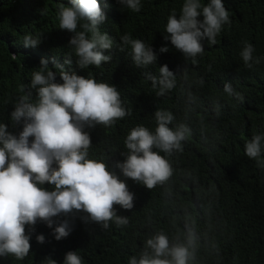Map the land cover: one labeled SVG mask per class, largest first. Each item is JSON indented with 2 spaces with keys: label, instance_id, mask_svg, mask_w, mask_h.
Returning a JSON list of instances; mask_svg holds the SVG:
<instances>
[{
  "label": "trees",
  "instance_id": "obj_1",
  "mask_svg": "<svg viewBox=\"0 0 264 264\" xmlns=\"http://www.w3.org/2000/svg\"><path fill=\"white\" fill-rule=\"evenodd\" d=\"M184 2L141 0L140 12H133L119 0H100L106 20L98 28L113 41L111 50H103L111 60L80 69L68 45L73 33L59 27V7L71 6L70 0H0V124L15 135L22 131V122L14 124L10 115L22 95L30 93L31 102H37L30 85L42 58L49 61L48 70L57 73L56 83L63 81L53 59L66 71L115 86L131 115L109 127H84L92 142L88 159L106 163L134 196L131 210L114 205L117 215L127 218L125 225L110 221L104 229L86 222L87 213L78 211L53 217L52 228L39 220L34 226L26 225L28 256L23 260L0 257V264H47L48 257L64 264L69 251H76L82 264H128L132 256L140 257L146 240L160 231L170 243L185 241L189 231L194 234L195 259L189 264H264V167L245 155L246 143L264 134V0H222L231 23L223 25L215 45L201 41L205 51L195 63L165 39L168 16L173 10L178 16ZM125 34L151 46L157 55L155 63L137 67L131 46L122 44ZM25 35L41 37V42L25 47ZM245 42L253 45V57L260 58L252 68L240 56ZM162 46L169 51L161 53ZM68 56L71 65L64 63ZM165 64L176 76V84L157 96L159 87H153L146 74L158 78ZM225 83L243 101L224 92ZM157 109L173 114L169 127L175 130L185 124L190 133L181 142L182 151L159 153L169 161L173 174L164 185L149 190L125 177L115 165L126 159L124 142L134 127L155 131ZM33 140L29 138L30 143ZM259 160L264 161V146ZM41 187L54 190L47 182ZM65 219L72 231L57 241L53 229ZM40 234L45 237L43 244L36 240Z\"/></svg>",
  "mask_w": 264,
  "mask_h": 264
},
{
  "label": "clouds",
  "instance_id": "obj_2",
  "mask_svg": "<svg viewBox=\"0 0 264 264\" xmlns=\"http://www.w3.org/2000/svg\"><path fill=\"white\" fill-rule=\"evenodd\" d=\"M119 2L133 12L141 10V0ZM99 3L100 0H70L71 6L61 4L59 7V27L73 33L68 45L74 49L80 69L92 65L100 67L102 62L111 60V56L103 52L112 49L113 41L98 28L106 20ZM201 16L203 19H198ZM230 23L229 11L222 0H208L203 5L200 0H185L178 16L175 10L168 16L165 39H170L175 49L195 63V58L205 51L201 41L207 39L209 44L215 45L223 25ZM121 41L124 46H131L137 67L154 64L157 60L152 47L142 40L125 34ZM40 42L41 37L25 35L23 44L36 47ZM120 50L123 51V47ZM159 51L165 53L169 49L162 46ZM253 52V45L245 42L240 56L248 68L260 63ZM64 63L71 65V56L66 57ZM52 64L59 68L63 83L55 82L57 73L48 70L49 61L42 58L40 70L33 73L30 85L36 90L37 102H31L30 93L22 95L10 115L14 124L22 122V131L15 135L8 131L6 124H0V257L26 258L31 245L25 226H34L38 220L52 228L53 217L78 211L87 213L86 222L90 220L107 229L110 221L117 225L128 223L126 217L117 215L114 205L125 210L134 207V196L126 183L109 171L106 163L88 159L92 142L84 131L85 126L109 127L116 120L131 115V111L123 106L115 86L66 71L55 59ZM159 73L158 78L151 74L146 77L153 87H159L156 95L164 96L175 87L176 76L166 64L159 68ZM223 90L243 101L230 83H225ZM154 117L157 124L154 132L144 126L130 131L124 142L128 155L115 165L125 177L149 190L164 185L173 174L169 161L159 153L171 155L182 151L181 142L190 133L185 124L175 130L169 127L174 120L169 111L157 109ZM30 137H34L31 143ZM262 146L264 134L253 136L245 145V155L264 167V161L259 160ZM46 182L54 185V190L41 187ZM71 231L70 222L65 219L53 229V235L59 241ZM36 240L43 244L45 237L40 234ZM194 259L195 237L191 231L185 241L176 243H170L168 236L160 231L146 240L140 257L132 256L128 264H189ZM47 264H56V261L48 257ZM64 264H82V258L76 251H69Z\"/></svg>",
  "mask_w": 264,
  "mask_h": 264
}]
</instances>
